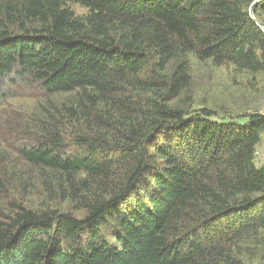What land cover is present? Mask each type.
<instances>
[{
    "label": "trees",
    "instance_id": "trees-1",
    "mask_svg": "<svg viewBox=\"0 0 264 264\" xmlns=\"http://www.w3.org/2000/svg\"><path fill=\"white\" fill-rule=\"evenodd\" d=\"M254 2L0 0V82L64 98L18 153L84 211L0 204V264H264V111L192 109L188 60L262 76Z\"/></svg>",
    "mask_w": 264,
    "mask_h": 264
},
{
    "label": "rangeland",
    "instance_id": "rangeland-1",
    "mask_svg": "<svg viewBox=\"0 0 264 264\" xmlns=\"http://www.w3.org/2000/svg\"><path fill=\"white\" fill-rule=\"evenodd\" d=\"M69 7L76 15L86 14L87 11L76 3H70ZM260 22L264 23V20ZM188 60L193 84L192 109H212L218 118L264 111V74L250 81V78L235 74L229 66H214L210 61H199L192 54L188 55ZM47 99L55 107L64 102L59 95H45L33 83L14 78L0 82V175L4 172L6 178L1 175L4 186L0 191V204L6 215L13 214L9 209L14 203L26 209H49L80 218L84 211L67 198L69 192L60 191L56 182L49 178L50 186L48 183L46 187L41 184L43 179L38 169L18 153L20 147L29 146L38 138L45 121L40 110ZM68 127L77 129L73 122ZM167 136L172 138V132Z\"/></svg>",
    "mask_w": 264,
    "mask_h": 264
},
{
    "label": "crops",
    "instance_id": "crops-1",
    "mask_svg": "<svg viewBox=\"0 0 264 264\" xmlns=\"http://www.w3.org/2000/svg\"><path fill=\"white\" fill-rule=\"evenodd\" d=\"M255 163L258 166L264 165V134L256 145Z\"/></svg>",
    "mask_w": 264,
    "mask_h": 264
},
{
    "label": "water",
    "instance_id": "water-1",
    "mask_svg": "<svg viewBox=\"0 0 264 264\" xmlns=\"http://www.w3.org/2000/svg\"><path fill=\"white\" fill-rule=\"evenodd\" d=\"M258 0H255V2L254 3H256Z\"/></svg>",
    "mask_w": 264,
    "mask_h": 264
},
{
    "label": "built area",
    "instance_id": "built-area-1",
    "mask_svg": "<svg viewBox=\"0 0 264 264\" xmlns=\"http://www.w3.org/2000/svg\"><path fill=\"white\" fill-rule=\"evenodd\" d=\"M263 31H264V29H263Z\"/></svg>",
    "mask_w": 264,
    "mask_h": 264
}]
</instances>
